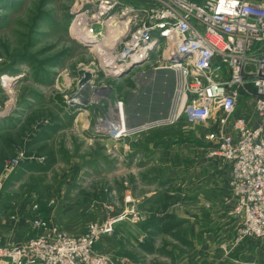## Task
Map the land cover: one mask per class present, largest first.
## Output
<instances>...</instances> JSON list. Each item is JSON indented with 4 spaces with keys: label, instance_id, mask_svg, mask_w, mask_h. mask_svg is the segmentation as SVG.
Returning a JSON list of instances; mask_svg holds the SVG:
<instances>
[{
    "label": "rangeland",
    "instance_id": "rangeland-1",
    "mask_svg": "<svg viewBox=\"0 0 264 264\" xmlns=\"http://www.w3.org/2000/svg\"><path fill=\"white\" fill-rule=\"evenodd\" d=\"M110 1L115 5L101 21L113 17L120 28L107 33L104 22L102 35L90 42L86 29L101 31L92 23L100 0H0V191L12 193L6 200L16 206L2 215L0 246L34 237L31 215L57 222L52 225L62 231L84 232L90 221L132 209L140 217L136 225L148 229L141 242L169 258L158 263L186 264L195 254L187 237L192 226L203 229L218 182L225 189L221 218H231L229 166L209 157V122L176 117L177 77L154 70V55L112 72L116 66L109 60L121 52L128 33L124 24L152 2ZM85 71L102 93L95 104L70 108L66 101ZM3 76L10 79L7 87ZM123 114L129 129L137 119L168 122L114 138ZM20 151L27 159L5 176V161ZM24 202L30 214L19 211ZM23 215V228L14 227ZM123 240L118 243L138 250Z\"/></svg>",
    "mask_w": 264,
    "mask_h": 264
},
{
    "label": "built area",
    "instance_id": "built-area-1",
    "mask_svg": "<svg viewBox=\"0 0 264 264\" xmlns=\"http://www.w3.org/2000/svg\"><path fill=\"white\" fill-rule=\"evenodd\" d=\"M150 1L128 17L122 50L109 60L116 66L112 72L154 55V70L176 75L177 116L209 122V157L229 166L228 216L238 221L234 240L264 239V1ZM114 5L100 0L93 25L101 27ZM86 31V36H98L95 29ZM25 159L20 151L5 161V176ZM3 181L0 177V187ZM139 221L130 209L90 221L81 235L71 236L33 217L31 228L39 234L16 246H0V264H117L97 246L118 225Z\"/></svg>",
    "mask_w": 264,
    "mask_h": 264
},
{
    "label": "crops",
    "instance_id": "crops-1",
    "mask_svg": "<svg viewBox=\"0 0 264 264\" xmlns=\"http://www.w3.org/2000/svg\"><path fill=\"white\" fill-rule=\"evenodd\" d=\"M200 1V0H195ZM248 2L256 3L264 0H245ZM171 73V72H170ZM173 74V73H171ZM166 75V72L164 73ZM86 110V109H85ZM84 110V114H86ZM83 115L82 113H80ZM177 117V116H176ZM109 126H106V128ZM96 131H98L97 126H95ZM111 128V127H110ZM86 129V125L84 127ZM83 129V130H84ZM108 129V128H107ZM3 159H0V166L2 164ZM1 169V167H0ZM5 180V179H4ZM219 181V179H218ZM4 182V181H3ZM220 183L218 182L215 187H217V197L214 195L211 201L208 212H214V214H209L206 212L205 214L208 218H205V221L202 222V230H197V228L191 227V234L189 235L188 240L193 245V252H195L193 259L191 262H187L186 264H264V239H260L258 241H254L251 239H246L240 242H236L234 240V233L236 228L238 227V221L234 218H230L231 221H226L221 218L220 212L225 211V206L222 205V197H220V193L223 195L225 193V189H219ZM223 186H225V181L223 180ZM12 193H7L6 190L0 191V228L2 226V215L5 211L10 208H16V206H12V201L9 199L6 200V197L12 196ZM209 195V194H208ZM211 200V199H210ZM27 203H22L21 207H19V211L26 214L28 211ZM215 205V206H214ZM214 206V207H213ZM28 213V212H27ZM30 214V212L28 213ZM32 214V213H31ZM224 213H222L223 216ZM19 221L18 224H15L14 227L20 226L23 228L25 216ZM214 217V219H213ZM230 217V216H229ZM39 218V217H38ZM32 219V215H31ZM41 220L46 221L49 225L58 224L53 223L51 220L47 218V220L43 218H39ZM204 223V224H203ZM60 225V224H59ZM58 225V226H59ZM234 226V227H233ZM61 226H59L60 228ZM19 228V227H18ZM61 229V228H60ZM148 229L146 227H142L141 225H129V224H121L116 228L113 236L108 239V241L103 242L97 246L98 250L103 251L106 254H109L117 264H159V260L166 261L169 260L168 256L157 253L156 246L154 247L152 244H149L145 241V233ZM68 235L71 236H79L82 234L83 230L80 227H75L74 229H65ZM38 235L39 231H31V235ZM29 235V236H31ZM25 236L24 239H21L15 242V245H18L27 238ZM123 237L125 242L123 243H131L134 244V247L139 250L136 252L131 250L132 248H127L122 244L118 243V239ZM5 237H3L0 233V245L4 242ZM30 238V237H28ZM27 238V239H28ZM141 240H144L141 242ZM7 241V240H6ZM142 243V244H141ZM141 244V245H140ZM144 246L150 248V250L146 251L143 249ZM146 244V245H145ZM133 246V245H132ZM173 260V259H171ZM123 262V263H122ZM181 264V263H179Z\"/></svg>",
    "mask_w": 264,
    "mask_h": 264
},
{
    "label": "water",
    "instance_id": "water-1",
    "mask_svg": "<svg viewBox=\"0 0 264 264\" xmlns=\"http://www.w3.org/2000/svg\"><path fill=\"white\" fill-rule=\"evenodd\" d=\"M92 82V74L88 71H85L80 74V77L76 84V91L72 93L66 103L70 108H85L91 104H95L100 93H102V89H99L91 84ZM168 120L161 119L157 121H150L146 123L144 120L137 119V121L133 122V127L129 129V133L139 132L145 129H150L155 126L166 124ZM127 127V125H126ZM128 128V127H127Z\"/></svg>",
    "mask_w": 264,
    "mask_h": 264
},
{
    "label": "bare ground",
    "instance_id": "bare-ground-1",
    "mask_svg": "<svg viewBox=\"0 0 264 264\" xmlns=\"http://www.w3.org/2000/svg\"><path fill=\"white\" fill-rule=\"evenodd\" d=\"M82 16H84L83 14H81V15H79V16H77L76 18H75V20H74V24H73V26L71 27V29L73 30V27L76 25V24H78L77 22L78 21H80V19L82 18ZM105 22V24H106V26H107V28L108 29H106V30H108L107 31V33L108 32H113V31H115V30H118L119 28H120V26H119V21H117V19H115V18H113V17H110L107 21H106V19H104L101 23L103 24ZM127 23V22H126ZM126 23L124 24V25H126ZM101 24V25H102ZM121 26H122V23H121ZM93 27V26H92ZM96 27V26H95ZM75 29V28H74ZM93 29V28H92ZM83 30V29H82ZM85 30V29H84ZM104 30V28H103V26H101V31H98V36H101L102 35V31ZM81 31V30H80ZM79 31V32H80ZM84 35H85V33H84ZM98 36H85V37H87L88 39H90L89 41L91 42V39L94 41V40H96L97 39V37ZM86 40V39H85ZM95 44V43H94ZM140 59H136L135 61H139ZM1 80L2 81H4V86L5 87H7L8 86V82L10 81V79L7 77V76H3L2 78H1ZM3 86V87H4ZM107 102V101H106ZM109 102V101H108ZM179 110H180V107H179ZM176 116L178 115V112L175 114ZM124 114H123V117L121 118V121H119V126H118V130L116 131V133L115 134H117L118 133V135L116 136V137H122V136H125V135H127V134H129V128H127L126 127V122H124L123 120H124ZM121 123V124H120ZM101 129V128H100ZM99 129V130H100ZM103 129H105V131L107 130V131H109V129H107L106 128V126L103 128ZM111 129V128H110Z\"/></svg>",
    "mask_w": 264,
    "mask_h": 264
},
{
    "label": "trees",
    "instance_id": "trees-1",
    "mask_svg": "<svg viewBox=\"0 0 264 264\" xmlns=\"http://www.w3.org/2000/svg\"><path fill=\"white\" fill-rule=\"evenodd\" d=\"M122 224H128V223H122ZM120 225H121V224H120ZM129 225H130V224H129ZM118 226H119V225H118ZM118 226H117V227H118ZM134 226H135V225H134ZM115 231H116V230H115ZM141 244H142V243H141ZM141 244H140V245H141ZM145 245H146V244H145ZM143 249L146 250V251L150 250V248L147 247V246H144V244H143Z\"/></svg>",
    "mask_w": 264,
    "mask_h": 264
}]
</instances>
